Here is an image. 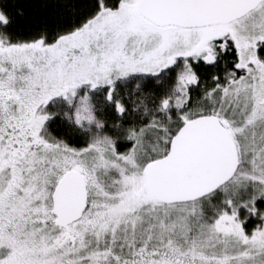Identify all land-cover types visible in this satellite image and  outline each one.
<instances>
[{"label": "snow or ice", "instance_id": "1", "mask_svg": "<svg viewBox=\"0 0 264 264\" xmlns=\"http://www.w3.org/2000/svg\"><path fill=\"white\" fill-rule=\"evenodd\" d=\"M0 264H264V0H0Z\"/></svg>", "mask_w": 264, "mask_h": 264}]
</instances>
